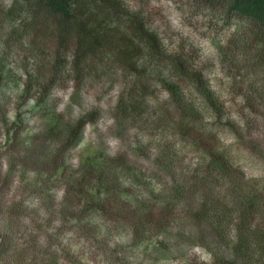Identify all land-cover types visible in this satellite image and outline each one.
Segmentation results:
<instances>
[{"label":"clouds","instance_id":"obj_1","mask_svg":"<svg viewBox=\"0 0 264 264\" xmlns=\"http://www.w3.org/2000/svg\"><path fill=\"white\" fill-rule=\"evenodd\" d=\"M252 3L219 0L214 12L193 0H122L126 14L105 22L124 29L128 16H137L164 37L169 62L187 52L193 67L213 70V87L226 105L219 113L192 78H164L196 111L195 131L212 138L224 161L228 173L217 182L201 178L208 155L187 153L176 133L157 130L162 113L179 115L155 68L141 97L143 116L129 118L117 105L133 84L144 83L135 72L118 64L101 75L83 71L90 57L78 69L71 43L56 47L38 31L46 17L34 0H0V264H264V245L253 238L260 216L243 218L235 194L238 184L264 197V68L250 63L241 91L226 51L252 25ZM134 43L144 53L146 40ZM89 156L103 157L109 185L91 178L85 191L99 203L86 206L78 185ZM221 205L218 230L210 216ZM162 209L169 213L162 227H139ZM244 240L246 262L236 254Z\"/></svg>","mask_w":264,"mask_h":264},{"label":"trees","instance_id":"obj_2","mask_svg":"<svg viewBox=\"0 0 264 264\" xmlns=\"http://www.w3.org/2000/svg\"><path fill=\"white\" fill-rule=\"evenodd\" d=\"M198 1L211 7L219 4V0ZM34 3L36 10L43 11L46 17V20L38 23L37 27L40 26L41 30H52L57 47L65 46L66 41L74 46L78 57V69H81L79 63L81 58L90 57L92 59L101 52H109L115 58L118 65L140 76V71L144 67L140 61L146 59L147 63H149L156 59L157 64L155 65V69L157 71L162 70L161 64L165 62L169 77H174L179 73L186 78H192L200 88L203 97L211 101L213 111L219 113L225 110V107L220 104V97L217 96L215 90L204 78L202 72L197 71L191 65L187 64L182 57L169 62L168 58L162 55L164 46L161 40L156 33L152 32L143 24L141 18L131 15L128 16V25L124 29H113L107 26L105 22L109 18L118 19L126 14L122 6V0H34ZM249 11L252 15L253 23L250 27L249 39L247 40V43H250L248 48H251V42L257 47L256 50L254 46L255 52L252 54L250 63L264 68V0H253ZM48 20L51 21V26L48 25ZM137 37L147 42L144 53L141 52L138 44L134 43ZM240 44L241 42L237 41L229 45L227 47V54L232 52L231 50L240 47ZM85 65H83L82 70H84ZM164 84L174 98L183 134L195 136L194 144L200 147L210 157L206 163L208 171L201 178L207 181L215 180L219 182V180L223 179L222 174L228 173V169L224 161L213 152V140L206 142L204 139L206 136L195 131L193 124L198 118L197 113L190 106L182 102L180 89L176 84L171 79ZM27 94L28 90L26 89L25 95ZM129 96L127 101L118 103L117 108L129 118H133L134 115L140 112L141 107L138 97L133 94ZM58 126L59 121H56L47 129V132L49 134H55ZM167 158V155H165V159ZM101 160L94 161L89 166H85L86 171L80 181L79 195L84 200L86 206L99 203L97 199L85 191L89 186L91 178H96L102 188L109 185V172L104 173L105 164ZM116 163H120V161L118 160ZM235 194L240 197L243 218L252 220L256 219L258 215L260 216L261 226H258L257 231L253 234V238L259 244L264 245V214H262L264 204L261 203V201H264V197L247 192L238 184L235 187ZM98 195L99 193H97ZM224 211L225 208L221 205L210 216L213 226L218 230H220V225L217 222L218 214H220L219 220H223L222 213ZM168 214L167 210L162 209L159 215V222L156 217L150 215L147 220L140 223L139 227L143 228L145 223L162 227L166 223ZM222 235L223 232L221 230ZM247 243V240H244L237 246L236 254L238 260L247 261Z\"/></svg>","mask_w":264,"mask_h":264},{"label":"rangeland","instance_id":"obj_3","mask_svg":"<svg viewBox=\"0 0 264 264\" xmlns=\"http://www.w3.org/2000/svg\"><path fill=\"white\" fill-rule=\"evenodd\" d=\"M193 3L196 5H199V3H201V2L198 0H193ZM218 7H219V4L216 6H213L211 8L215 12V11H217ZM46 26H47V24H46ZM37 28H38V31H40L42 33L45 40H47L50 44H53L54 46L57 47V43L54 39L52 30H50V29L41 30L40 26H38ZM150 30L157 34V36L159 37V39L161 40V42L163 44L164 37L158 31H154L152 29H150ZM249 32H250V28H249L248 32H246L244 34L243 37H241L239 40H230L229 44L226 46V51H227V47L229 45H232L233 42L234 43H236L237 41L241 42L240 47L235 48L234 50H231L232 52H229V54H227V59H228L230 66L234 67V69L237 71V73L241 77V89H240L241 91L243 90V78L247 75L246 69L248 68L250 60L252 59V54H254V52H255L254 46L257 50V47H256V45H253V42H251V46H250L251 48H248V45H250V43H247V40L249 39V36H250ZM163 46H164V44H163ZM222 55H224L223 52H222ZM238 57H239V59H238ZM182 58H183V60H185L187 62V64H189L193 67L195 61L187 54V52L184 56H182ZM145 60L146 59H144L143 61H145ZM109 64H117V62L115 61V58H113L109 52H101L98 56L93 57L92 59L89 60V62L84 66L83 71H95L98 75H101L106 71ZM156 64H157L156 59L153 60L152 62L147 63V64L141 63V65H143L144 67H142V71H140L141 74H140V76H137V78H138V81H144V83L139 84V86H137V84H133L132 88H130L128 90V97H130L129 95H132V94L135 95L136 97H138L139 102H140V107H141L140 112L137 115H134L133 119H139L144 114L145 106L143 103H141V97L150 91L149 88L147 87V80L152 79L150 69L155 68ZM165 64H166L165 62H162V64H161L162 70L157 71L155 69V71L159 74V79H157L156 82L161 83L162 86L166 88L167 86H165L164 83L166 81L168 82L169 79L164 78V73H167V71H168L166 69ZM193 68L199 72H202V74L204 75V78L207 80V82L210 84V86L216 92V89L213 87V85L216 83V78L214 76L213 70L208 69L205 71V70H202L199 68H195V67H193ZM3 79H4V77L2 75H0V81H2ZM46 92H47V85H44L41 88V97L42 98L44 95H46ZM253 99H249V104L253 103ZM260 99L264 100V97H260ZM220 104L223 105L226 109V105H225V103L221 97H220ZM253 110L255 111L254 108H253ZM161 115H162V119H159L156 122L158 131L163 130L164 132H166L168 134H171L173 132L176 133L178 135L179 139L183 142L181 144L182 148H184L185 152H187V153L196 154V153L201 152V151L203 152V150L200 149V147H198L194 144L195 143V138H194L195 136H193L191 134H183L181 123L179 122V119L174 120L171 116V113H168V112L162 113ZM13 127H16V125H14ZM50 127H51V125L48 127V129ZM5 132L9 136L10 140L17 142L16 141V133L13 132V130L11 128H8L7 126H5ZM175 139H176V136H173V140H175ZM204 139L206 142L212 141L211 137H205ZM168 143L172 144V141H169ZM173 147H174V145H173ZM97 155H99V154H97ZM100 160L103 161L102 156L100 157ZM94 161H98L96 159V157L89 156L88 159L85 161V166H87V165L89 166ZM207 171H208V168L205 165L204 174ZM106 172H107V170H106V166H105L104 173H106ZM108 180H109V178H108ZM79 186H80V184L78 185V187ZM159 219H160V216L157 218L158 222H159Z\"/></svg>","mask_w":264,"mask_h":264}]
</instances>
